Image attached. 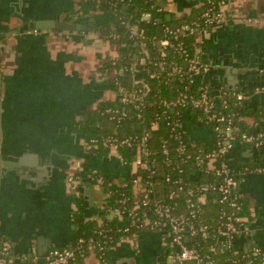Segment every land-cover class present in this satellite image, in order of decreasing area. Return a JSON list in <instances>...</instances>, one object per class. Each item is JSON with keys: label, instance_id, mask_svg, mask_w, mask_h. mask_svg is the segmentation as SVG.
I'll return each mask as SVG.
<instances>
[{"label": "crops", "instance_id": "0c3cea01", "mask_svg": "<svg viewBox=\"0 0 264 264\" xmlns=\"http://www.w3.org/2000/svg\"><path fill=\"white\" fill-rule=\"evenodd\" d=\"M80 0H0V237L8 240L13 264H37L53 248L74 246L79 231L71 214L72 197L86 219H98L107 195L94 175L118 183L133 172L114 152L98 156L74 131L75 123L114 92L100 66L116 57V47L84 30H58L57 21L87 25L109 14L74 17ZM196 0H168L170 12H187ZM224 20L200 35L198 56L209 65L208 84L220 93L243 95L252 134L264 135V91L254 86L264 69V0H231ZM169 15V14H168ZM262 86V84L260 85ZM217 99V98H216ZM220 99V98H219ZM218 100V99H217ZM219 101V100H218ZM181 124L207 148L212 131L195 124L186 111ZM233 164L258 159L264 149L236 148ZM77 179L68 183V174ZM250 223L236 239L246 251L264 249V172L252 171L239 183ZM108 218L112 215L108 214ZM134 240L122 239L108 250L110 264H171L162 230L140 228ZM75 264H101L89 252Z\"/></svg>", "mask_w": 264, "mask_h": 264}, {"label": "trees", "instance_id": "16d2710c", "mask_svg": "<svg viewBox=\"0 0 264 264\" xmlns=\"http://www.w3.org/2000/svg\"><path fill=\"white\" fill-rule=\"evenodd\" d=\"M230 1L196 0V4L189 11L174 13L166 8L168 0H80L74 17H82L91 13L110 15L107 20L96 23L89 31L97 39L114 45L116 57L105 59L100 66V73L105 76V82L112 87L114 96L101 99L92 110L86 112L75 123L74 131L82 137L88 151L98 156L110 154V149L101 145L103 138L132 137L138 139L146 131L150 154L147 157L146 166L136 168L122 183L109 177L94 175V183L100 185L104 193L107 194L103 202L102 214L98 219H86L79 201L76 197H72L75 206L71 218L79 231L78 239H82L83 243L78 249L75 246H69L78 250L75 259L69 264L79 262L91 252L88 249L89 241L99 242L105 247L104 251L94 250L93 253L97 257L101 256L106 264H110L108 260L110 248L116 246L127 233H135L136 226L144 218L149 220L157 218L153 206L156 201L169 204L174 208L173 211L176 214L186 215L185 191H180L177 197L169 198V193L176 190V181L179 179L183 183L184 189H195L201 184L221 182L220 176L205 171L206 164L204 163L206 162L202 164L197 162V157H204L210 148H207L201 140L193 138L183 127L178 131L179 140L185 146V150L182 154L175 151L179 140L173 138L171 126L176 123L175 118H180L181 113L176 114L180 108L174 106L175 112L172 113L170 108H165V105L174 101L182 93L192 95L199 93V87L192 82L196 78L184 68V60L197 57V52L202 46L199 39L201 33L216 25L215 22H209V18L203 16L204 13L208 10L218 12L220 2L228 4ZM159 7H163V9L157 11ZM144 12L149 13V19H140ZM168 14L170 18L166 19ZM133 25L137 26L143 34V46L137 39L130 36V27ZM184 25H187L188 29L181 31V27ZM161 39H167L168 45L160 47ZM162 50L165 53L164 56L160 55ZM150 73L154 74V77H149ZM143 82L148 85L149 90L143 96L141 103L134 101L126 104L120 101L121 91H139ZM203 83L208 85L206 77L203 78ZM209 94L212 97L215 96L211 87ZM223 100L227 101L226 107L218 109V112L226 116L231 115V126L233 127L231 136L234 137V143L226 155L216 157L211 165L218 168L221 163H225L229 175L237 182V186L230 189L227 201L221 202L220 197L215 193L208 195L198 217V221L207 226L208 237L189 235L187 245L195 247L200 254L207 255L220 264L244 263L248 259V253L236 246V239L240 233L232 234L229 237L230 244L226 245L225 242L228 239H220L217 229L221 226V212L224 211L225 214H228L232 211L228 205L230 199L240 204L237 215L245 218L243 225L246 226L250 223L249 204L247 199L240 194L239 183L247 174L245 167H262L264 169V163L258 159L252 160L250 164L231 163L229 155L236 148L246 150L252 147L250 144L240 142L241 135L247 134L250 129L248 123L250 112L243 103H238L233 96L228 99L221 95V101ZM123 111L126 115L120 117V113ZM138 114L141 115V120L138 118ZM187 114L192 122L212 131L213 141L227 139L224 133L225 124L204 123L206 115L196 109H187ZM153 121L157 122V127L152 129L149 124ZM215 125L219 127V130L213 129ZM91 139L97 140V146L90 143ZM163 144L168 147L167 156L162 154ZM259 148L264 149V142L260 144ZM116 153L124 162H132L137 155L134 146H118ZM167 157L170 159L168 164L165 163ZM167 175L170 177L169 181L165 179ZM205 178H207L206 181ZM133 179H138L142 186H145L147 182L150 183L152 193L147 204L138 203L131 210L130 207L135 204L132 200ZM125 198L126 200L120 202ZM113 208H120L122 212L120 216L108 218L109 210ZM125 229H127L126 232ZM4 240L6 239L0 237V243ZM211 248L213 251L210 250ZM167 251L168 254L177 255V249L170 245L169 238H167ZM7 254L8 258H11L10 250ZM37 264H43V261H37ZM101 264L103 263L101 262ZM161 264L167 263L162 262ZM171 264L189 263L180 262L174 258Z\"/></svg>", "mask_w": 264, "mask_h": 264}, {"label": "built area", "instance_id": "2783aa9c", "mask_svg": "<svg viewBox=\"0 0 264 264\" xmlns=\"http://www.w3.org/2000/svg\"><path fill=\"white\" fill-rule=\"evenodd\" d=\"M226 6V3L220 2L218 12L208 10L204 13L203 16L208 17L210 20L209 22H215L216 24H218L224 20V12ZM162 9L163 7H159L157 11H161ZM149 17V13L144 12L141 14L140 19L147 20L149 19ZM187 29V25L181 27V31H186ZM130 36L137 39L140 42L141 46L144 45L142 41L144 38L143 34L138 30L137 26L133 25L130 27ZM168 43L169 42L167 39H161L159 41V46L165 47L168 45ZM180 50L182 49L180 48ZM160 55H165L163 50L160 52ZM200 60L201 59L198 55L195 58H189L184 60V68L187 70V72L191 74V76L196 78V80H192V82L199 87V93L197 95L182 93L174 101L169 104H166L165 108H170V111L173 109V111L171 112L174 113V106H177L180 108V110H178L176 114L181 113V115L184 111L187 112V109L189 108L196 109L202 111L206 115V120L204 121V123L208 124L212 122L216 123L217 125H219L220 123L225 124L224 133L227 136V139H224V141H214L212 147L210 148V151H208L204 157H197L198 164L206 162L204 163L206 164L205 171L211 172L216 176H220L221 182H219L218 184H201L195 189H184V185L179 179L178 181H176V190H172L169 193V198L177 197L179 192L184 190L186 193L184 208L187 214H176L173 211L174 208L171 207L169 204L163 203L161 201H156L154 202L153 206L154 211L157 214V218L152 220L144 218L141 223H139L136 227L137 230H139L140 228L149 227L152 229L164 231L166 238H169L170 245L176 247L177 249L176 256L172 254L169 255H171L173 258H177L180 262L189 264H220L217 263L215 260L209 258L207 255L200 254L195 247L187 245L189 235H200L201 238L208 237L207 226L204 223L198 221V217L202 212V204L205 203L206 199L208 198V195L210 193H215L218 194L221 202L227 201L230 189L237 186V182L233 179L232 176L229 175V170L225 163H221L218 168L213 167L211 165V162L216 157L226 155L228 151L233 147L234 137L231 136V133L233 131V127L231 126L232 117L231 115L226 116L218 112V109L226 107L227 101H221V95L226 96L227 94L220 93V99L215 94L214 97L210 96V85L203 83V78L206 77L208 74L209 65L204 61ZM149 77H154V74L150 73ZM259 87H261V89H263L264 91V84L262 86H258V88ZM148 90V85L143 82L139 91H121L120 101L126 104L132 103L134 101H139V103H141L143 96L147 94ZM233 97L238 103L243 102V95L233 94ZM125 115L126 114L124 111L120 113V117H124ZM181 115L180 118H175L176 123L171 126V132L174 135L173 138L177 140H179L180 137L178 129H180L181 127L184 128V126H182L181 124ZM138 118L141 120V115L138 114ZM217 125H215L213 128L215 131L219 130V127ZM149 126L152 129L156 128L157 122L153 121L149 124ZM240 142L247 143L256 148H259L260 144L264 142V135L259 133L242 134L240 137ZM90 143L94 146H97L96 139H91ZM178 144L179 145H177L175 151L179 154H182L185 150V146L180 140L178 141ZM101 145H103L104 147H108L110 149V153H116V149L118 146H134L137 151V155L132 161L134 165V170L139 167H145L146 163L148 162L147 157L150 154V150L148 148V133L146 131H144L138 139L132 137L121 139L114 137L103 138L101 140ZM161 151L162 154L167 156L169 153L167 145L163 144ZM169 162L170 159L167 157L165 159V163L168 164ZM245 171L246 173L252 171L264 172V169L262 167H245ZM76 179L77 176L75 174L70 173L67 176L68 183H73ZM165 179L166 181H169L170 177L167 175ZM206 180L207 178H205V181ZM132 183L134 185L132 200L135 204L130 207L131 210H133V208H135L138 203H141L143 205L147 204L149 201V196L152 193L150 183L147 182L145 186H142L138 179H133ZM123 200H126V198L120 200V202H123ZM228 205L232 209V211L228 214H225L224 211L221 212V226L217 229V235L220 239H228L225 242L226 245L230 244L229 237L232 234L245 233L249 225L248 224L244 226L243 224L245 222V218L237 215V210L240 209V204L238 202L230 199L228 201ZM121 212L122 210L120 208H113L109 210V214H111L112 217L120 216ZM124 231L126 232L127 229H125ZM185 237H187V241L185 240ZM135 238L136 233H127L121 238V240H134ZM82 243V239H77L76 244L74 245L75 248L78 249L79 247H81ZM76 249H73L71 247L53 248L49 250L43 258V264H69L75 259L76 252L78 251ZM88 249L91 252H93L94 250L99 252L104 251L105 247L99 242L89 241ZM9 250V242L6 240L2 241L0 243V264H10L11 262H13L12 258H8L7 256ZM210 250L213 251V248H211ZM246 252L248 253L247 261H245L244 263L233 262V264H264V249L252 245L246 250ZM98 259L103 264H106V262L104 261V259H102L101 256H98Z\"/></svg>", "mask_w": 264, "mask_h": 264}, {"label": "water", "instance_id": "95a60500", "mask_svg": "<svg viewBox=\"0 0 264 264\" xmlns=\"http://www.w3.org/2000/svg\"><path fill=\"white\" fill-rule=\"evenodd\" d=\"M170 18V15H167L166 16V19H169ZM95 25V23L93 22L92 19H90L89 23L87 25H84V24H79V23H75V22H67V21H57L55 24H54V27L58 30H67V31H74V30H84V29H87L88 27H93ZM144 62V61H142ZM255 69V73H256V70H260V73L258 71V75L262 74V76L264 77V69L262 67H254ZM122 72V71H121ZM258 79V82H256L254 84V86H260L261 84L263 85V81L262 83L260 82V79L261 78H257ZM264 94V93H263ZM173 111V109L171 110ZM247 133H250V131H248ZM254 149L257 151L259 148H256L254 147ZM185 240L187 241V237H185Z\"/></svg>", "mask_w": 264, "mask_h": 264}]
</instances>
